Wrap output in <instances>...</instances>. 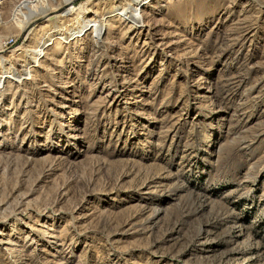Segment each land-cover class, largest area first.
<instances>
[{
  "label": "rangeland",
  "instance_id": "374dc122",
  "mask_svg": "<svg viewBox=\"0 0 264 264\" xmlns=\"http://www.w3.org/2000/svg\"><path fill=\"white\" fill-rule=\"evenodd\" d=\"M0 264H264V0H0Z\"/></svg>",
  "mask_w": 264,
  "mask_h": 264
}]
</instances>
